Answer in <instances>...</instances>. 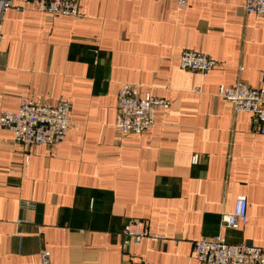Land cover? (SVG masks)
Instances as JSON below:
<instances>
[{"label":"crops","instance_id":"1","mask_svg":"<svg viewBox=\"0 0 264 264\" xmlns=\"http://www.w3.org/2000/svg\"><path fill=\"white\" fill-rule=\"evenodd\" d=\"M183 1L81 0L76 20L15 0L2 28L0 112L22 97L66 101L72 128L54 147L31 148L0 128V264H39L43 251L49 264H198L193 243L216 236L264 248V135L217 96L237 81L264 89V17L246 15L244 0ZM183 51L219 65L205 77L182 70ZM122 83L170 108L118 139ZM239 196L246 225L220 229ZM133 219L154 237L123 252Z\"/></svg>","mask_w":264,"mask_h":264},{"label":"built area","instance_id":"2","mask_svg":"<svg viewBox=\"0 0 264 264\" xmlns=\"http://www.w3.org/2000/svg\"><path fill=\"white\" fill-rule=\"evenodd\" d=\"M81 0H24L33 5L52 19L68 17L80 19ZM15 0H0V44L5 16L14 8ZM180 9L186 2L178 0ZM246 15L264 17V0H244ZM97 52V51H95ZM179 67L182 70L199 73L202 77L218 67L219 63L206 55L183 51L179 57ZM242 69H240V72ZM139 86L122 83L116 96V118L114 123L118 139L128 136H140L154 124V113L157 109L164 111L170 108V103L150 94L139 93ZM218 98L228 103L234 114L250 115L258 126V131L264 135V89L252 88L243 81L234 85L220 87ZM72 108L66 101L56 105L35 103L29 97H22L16 112H0V128L11 132L13 142L23 148L54 147L61 143L72 128ZM193 165L198 163V156L191 159ZM24 207L30 206L23 203ZM248 203L245 197L235 200L234 209L223 213L220 229L239 230L247 223ZM19 224V223H18ZM121 249L129 250L133 245H139L143 239L154 237L148 231L147 225L139 220H130L121 234ZM193 258L198 264H264V248L248 245L245 242L228 244L222 236L203 237L193 243ZM50 254L43 251L39 256V264H49Z\"/></svg>","mask_w":264,"mask_h":264}]
</instances>
